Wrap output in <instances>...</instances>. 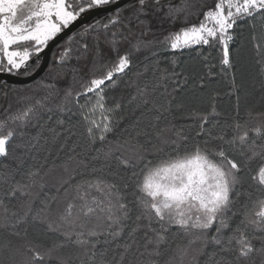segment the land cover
<instances>
[{
    "label": "snow or ice",
    "instance_id": "obj_1",
    "mask_svg": "<svg viewBox=\"0 0 264 264\" xmlns=\"http://www.w3.org/2000/svg\"><path fill=\"white\" fill-rule=\"evenodd\" d=\"M90 12L56 83L2 86L0 264H264V0H0V72L27 75ZM244 24L258 88L235 76ZM185 50L205 72L175 71Z\"/></svg>",
    "mask_w": 264,
    "mask_h": 264
},
{
    "label": "trees",
    "instance_id": "obj_2",
    "mask_svg": "<svg viewBox=\"0 0 264 264\" xmlns=\"http://www.w3.org/2000/svg\"><path fill=\"white\" fill-rule=\"evenodd\" d=\"M182 2L183 0L173 5L180 6ZM192 19H193V22H198L195 17H193ZM183 23L184 21H183V17L181 14V18L179 20L172 22V23L165 22L163 25V30L165 32L169 30H177L183 25ZM250 33H251V29L248 24H244L242 28L237 29V32H236L237 39H236V42L232 45L233 54L236 60L235 76L238 81L241 79H246L250 84L253 82V80H255L256 87L258 88L260 78L257 75L256 67L253 61L254 51H253L252 43L250 40ZM65 40H63L60 44H58L53 49L51 57H50V62L45 72L43 73L41 77H39L32 83L27 84V85H11V84L5 83L0 80V104H3L5 107H7V100L3 94L5 89L2 87L4 84H7L8 86L7 90L9 91V96H11L10 90L12 88H16V89L37 88L38 82H41V81L43 83H49V84L56 83V79H53L52 76H50L49 74H50V71L54 67L58 66L55 63V61L56 59H58V53H59L60 46L64 43ZM204 51L206 52L207 50L205 49ZM213 55L215 56V53H213ZM171 57H172V53L170 51L160 52V57H159L160 67L169 66L168 61L171 59ZM42 58H43V51L39 54L38 62H37L36 56L35 55L32 56L30 62L28 63V69H27L28 74L27 75L24 74V71H25L24 69H21L19 74L9 73V72H0V74L10 75V76L18 77V78H28L31 75H33L37 71V69L40 67ZM140 59H142V57H137V60H140ZM200 61H201V57L198 55L197 51L185 50L183 54L179 56V64L175 68V71L176 72L184 71L186 74H191L193 71L203 73L205 72V69L203 68V65L201 64ZM74 62H75L74 60H70L68 63L72 64ZM137 70H142V65L134 62L133 67L131 68L130 71H128L127 76H125L123 80L120 82L119 87H117L114 90H108L107 95L110 101L113 97H119L122 94L127 97V95L133 91V89L127 86V81L133 78V73H135ZM217 71H219L218 68H217ZM149 76H151V73H149ZM57 79L61 81L59 86L63 87L67 85L71 77L70 76L58 77ZM168 83H169V86L171 87L172 82L169 81ZM189 85L191 86V81L189 82ZM213 87L217 91H219L221 94H224L227 92V81H225L224 79H217ZM37 94L42 95L43 93L42 91L38 90ZM258 95L259 93H257V98H258ZM234 103H235L234 96L231 99H229L226 95H223V98L219 102L218 107L222 112H224L225 114H228ZM253 167H255V165H253Z\"/></svg>",
    "mask_w": 264,
    "mask_h": 264
},
{
    "label": "water",
    "instance_id": "obj_3",
    "mask_svg": "<svg viewBox=\"0 0 264 264\" xmlns=\"http://www.w3.org/2000/svg\"><path fill=\"white\" fill-rule=\"evenodd\" d=\"M124 2H126V0H120L121 4H123ZM101 15H104V13L103 12L88 13L87 15L79 19L77 22H74V24L70 26L69 29L65 30L63 33L59 34L54 40L50 41L43 52V58L40 67L30 77L18 78L10 75L0 74V80L11 85H27L32 83L33 81H35L36 79H38L43 75L50 62L52 51L58 44H60L63 40H65L68 35H71L79 27H81L86 23H89L90 21L93 20V18Z\"/></svg>",
    "mask_w": 264,
    "mask_h": 264
},
{
    "label": "rangeland",
    "instance_id": "obj_4",
    "mask_svg": "<svg viewBox=\"0 0 264 264\" xmlns=\"http://www.w3.org/2000/svg\"><path fill=\"white\" fill-rule=\"evenodd\" d=\"M181 0H170V2L172 3V4H177L178 2H180ZM46 48V47H45ZM45 48H44V50H45ZM44 50H43V52H44ZM31 60V59H30ZM30 60L28 61V63L30 62Z\"/></svg>",
    "mask_w": 264,
    "mask_h": 264
}]
</instances>
